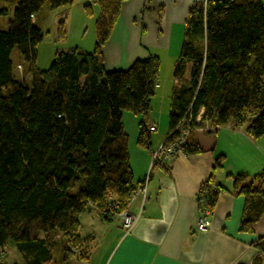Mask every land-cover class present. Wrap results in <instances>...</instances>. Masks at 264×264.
I'll return each instance as SVG.
<instances>
[{
    "label": "trees",
    "instance_id": "1",
    "mask_svg": "<svg viewBox=\"0 0 264 264\" xmlns=\"http://www.w3.org/2000/svg\"><path fill=\"white\" fill-rule=\"evenodd\" d=\"M125 1L89 0L86 10L99 8L94 49L57 51L48 69L37 65L44 35L36 14L46 2L56 10L75 0H20L8 28L0 30V264H6L7 247L22 252L28 264L50 261V241L56 242L58 233L67 242L62 259L69 264L77 251L88 252L80 216L93 205L111 220L128 208L138 189L123 116L129 111L143 117L138 143L150 148L153 129L145 120L160 60L152 55L125 70H106L103 46ZM6 14L8 9L0 8V16ZM15 48L25 77L14 74ZM206 122L264 135V0H206L190 10L174 66L167 136ZM193 134L184 143L186 154L202 151ZM159 162L166 163L154 165ZM222 164L218 157L216 168ZM226 191L215 186L213 176L205 182L199 215L205 209L213 213ZM233 191L245 197L240 229L250 231L264 212V172L252 179L236 175ZM256 246L264 253V237ZM254 264H263L262 257Z\"/></svg>",
    "mask_w": 264,
    "mask_h": 264
},
{
    "label": "crops",
    "instance_id": "2",
    "mask_svg": "<svg viewBox=\"0 0 264 264\" xmlns=\"http://www.w3.org/2000/svg\"><path fill=\"white\" fill-rule=\"evenodd\" d=\"M205 2L123 3L120 17L103 46L106 70H125L152 55L160 60L158 87L145 120L148 128L154 127L150 148L138 143L143 117L129 111L123 116L138 186L128 209L140 215L131 231L125 233L119 214L106 220L98 215L95 206H90L80 216L82 245L88 252L81 255L77 251L69 264H254L258 256L264 264V253L260 254L256 246L264 237V212L252 230L242 231L246 201L233 191L236 175L247 174L252 179L264 172V135L254 137L244 127L229 124L214 131H195L192 140L199 142L201 152L184 153L164 164L153 162L154 152L170 131L174 66L181 53L190 10ZM218 157L223 158V164L216 168ZM148 176L144 195L140 188ZM212 176L216 187L228 191L219 194L211 225L201 231L197 227L198 195ZM88 228L91 230L86 232ZM63 239L58 233L56 242L50 241L54 244L53 258L42 264H64ZM4 257L5 251L2 262Z\"/></svg>",
    "mask_w": 264,
    "mask_h": 264
},
{
    "label": "rangeland",
    "instance_id": "3",
    "mask_svg": "<svg viewBox=\"0 0 264 264\" xmlns=\"http://www.w3.org/2000/svg\"><path fill=\"white\" fill-rule=\"evenodd\" d=\"M18 1L20 0H15L14 3L3 2L0 4V8L8 9V14L0 16V30L8 28L9 21L14 17V9ZM75 3L76 6L74 7L73 5H66L56 10H50L46 2L36 14L37 25L42 29L44 35L43 41L38 47L37 65L40 69H48L51 66L56 51H66L75 47L88 51L94 49L97 42L96 17L98 6L93 5L90 10H86L84 5L90 3L89 0H75ZM67 17L69 21L60 25V21L66 20ZM59 28L64 29V35L59 31ZM12 59L16 77H25V70L19 66L24 60L16 48L12 51ZM88 230L90 231L91 228H88L86 232ZM3 262L28 264L24 254L13 247L6 248Z\"/></svg>",
    "mask_w": 264,
    "mask_h": 264
},
{
    "label": "built area",
    "instance_id": "4",
    "mask_svg": "<svg viewBox=\"0 0 264 264\" xmlns=\"http://www.w3.org/2000/svg\"><path fill=\"white\" fill-rule=\"evenodd\" d=\"M202 118V115L199 114L198 120L200 121ZM221 125H214L211 123L206 122L204 125H200L198 127L186 128L180 130V133L175 136L171 137L170 135L167 136L165 141L162 143V145L159 147V149L154 152L153 155V162L156 160H160L162 162H169L176 157H178L181 154L185 153L184 150V143L187 139V137L195 131H214L220 129ZM152 129H154L152 127ZM177 130L179 128H176ZM149 181V176L144 180L143 186L140 188L141 192L146 194L147 190V183ZM140 214L133 213L129 211V209H124L120 216L122 218V226L125 231V233H129L131 229L133 228L136 220L138 219ZM211 217H212V211L210 209H205L202 211V213L199 215L197 227L201 231H206L210 225H211Z\"/></svg>",
    "mask_w": 264,
    "mask_h": 264
}]
</instances>
